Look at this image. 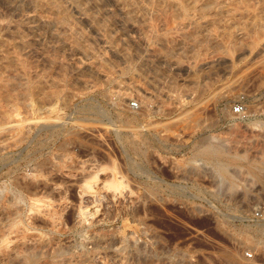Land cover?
<instances>
[{"label": "rangeland", "instance_id": "374dc122", "mask_svg": "<svg viewBox=\"0 0 264 264\" xmlns=\"http://www.w3.org/2000/svg\"><path fill=\"white\" fill-rule=\"evenodd\" d=\"M255 209L264 0H0V264H264Z\"/></svg>", "mask_w": 264, "mask_h": 264}, {"label": "bare ground", "instance_id": "6f19581e", "mask_svg": "<svg viewBox=\"0 0 264 264\" xmlns=\"http://www.w3.org/2000/svg\"><path fill=\"white\" fill-rule=\"evenodd\" d=\"M226 1V0H225ZM220 4V3H219ZM222 4V3H221ZM218 5V4H217ZM228 10H231V9H228ZM236 29V28H235ZM244 34V33H243ZM239 37V36H238ZM234 39V38H233ZM179 43V42H178ZM186 44V43H185ZM134 144V143H133ZM97 171V170H96ZM144 172V171H143ZM98 173L99 172H94V177H97L98 176ZM104 181V180H103ZM114 182V181H113ZM113 182H112V184H113ZM115 183V185H118L119 184V182H114ZM106 183H104V182H99V184H95V185H91L90 183H89V181H85V183L83 184V191L81 192L82 194H81V197L82 198H86V199H88V198H90V197H93V196H95L96 194H95V192H96V190L97 189H99V188H101L102 186H104ZM115 185L113 186V187H115ZM116 188H118V186H116ZM116 188H114L116 191H117V189ZM113 189V188H112ZM118 191H121V190H118ZM117 191V192H118ZM128 191V190H127ZM114 192V191H113ZM115 193V192H114ZM118 194H119V192H118ZM117 195V194H116ZM125 195V194H124ZM120 196H121V193H120ZM126 198H127V196H126ZM85 199V200H86ZM124 199V198H123ZM131 199V198H130ZM90 200V199H89ZM126 202V201H125ZM41 209V208H40ZM43 210V209H42ZM77 213H78V215H80V214H85L86 213V210L83 208V206L81 207H79L78 208V211H77ZM78 220V219H77ZM52 222V221H51ZM111 236V235H110ZM37 238H39V237H37ZM28 241V240H27ZM22 242V241H21ZM31 242H32V244H33V242H34V240H32L31 239ZM100 242V241H99ZM102 242H104V241H102ZM107 242V241H106ZM105 242V243H106ZM26 243V242H25ZM34 243H36V242H34ZM38 243V242H37ZM108 243V242H107ZM99 244H101V243H99ZM39 245H41V244H39ZM43 245V244H42ZM111 246V245H110ZM113 249H116V251H117V248H113ZM119 249V248H118ZM15 250V249H14ZM60 250V249H59ZM13 251V250H12ZM12 251L10 252V256H16L15 254H17L16 252V250H15V252H14V254H12L11 255V253H12ZM112 251V250H111ZM110 251V252H111ZM113 252V255H115L116 256V252H114V250L112 251ZM85 253V252H84ZM104 253V252H103ZM82 254V253H81ZM119 254V253H118ZM93 255V254H92ZM94 255H95V253H94ZM111 255V254H110ZM112 255V256H113ZM81 256V255H80ZM90 256H91V254H90ZM95 256H98V255H95ZM100 256V255H99ZM111 256V257H112ZM110 257V258H111ZM114 257V256H113ZM95 257L93 256V258H91V262H94V260L96 259H94ZM119 258V260H120V256L118 257ZM88 259V258H87ZM92 259H94L93 261H92ZM100 259H101V256H100ZM99 259V260H100ZM73 260V259H72ZM77 260V259H76ZM97 260V259H96ZM68 261H71V260H68ZM85 261H87V260H85ZM76 262H78V261H76ZM80 262V261H79ZM88 262H90V260L88 261ZM99 263H100V261H99ZM75 264V263H74Z\"/></svg>", "mask_w": 264, "mask_h": 264}, {"label": "built area", "instance_id": "2783aa9c", "mask_svg": "<svg viewBox=\"0 0 264 264\" xmlns=\"http://www.w3.org/2000/svg\"><path fill=\"white\" fill-rule=\"evenodd\" d=\"M136 105V101H129V107H134ZM232 112L234 113H241L242 112V105L239 103V102H236L232 108H231ZM264 214V210H261V209H255L254 210V215L256 217H260ZM247 256H250L251 254L250 253H246Z\"/></svg>", "mask_w": 264, "mask_h": 264}]
</instances>
